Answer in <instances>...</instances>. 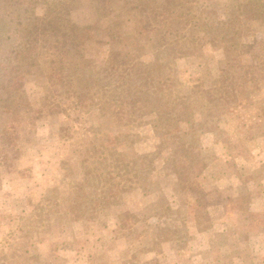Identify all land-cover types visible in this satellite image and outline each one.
Segmentation results:
<instances>
[{"label": "rangeland", "instance_id": "1", "mask_svg": "<svg viewBox=\"0 0 264 264\" xmlns=\"http://www.w3.org/2000/svg\"><path fill=\"white\" fill-rule=\"evenodd\" d=\"M102 1L61 6L75 24L98 26L83 41L92 66L82 90L123 88L101 70L114 46L149 65L160 104L111 125L93 108L43 110L14 155L0 138V264H264V0H173L176 18L159 29L124 11V0L115 18L105 3L98 23ZM14 2L0 0L2 59ZM31 5L43 14L44 0ZM110 27H128L131 44H105ZM27 78L16 84L37 109L49 83ZM222 80L218 122L201 107L214 92L201 90ZM7 120L0 113V128Z\"/></svg>", "mask_w": 264, "mask_h": 264}, {"label": "trees", "instance_id": "2", "mask_svg": "<svg viewBox=\"0 0 264 264\" xmlns=\"http://www.w3.org/2000/svg\"><path fill=\"white\" fill-rule=\"evenodd\" d=\"M171 1L173 0H135L134 2L124 0L123 6L126 5L124 11L133 12L144 21L149 19L153 22L155 19L154 28L159 29L168 27L173 18H176L173 15L175 10L170 9ZM65 2L66 0H44V12L41 16H36L31 11L33 9L31 0H15V4L6 5L12 10L6 9L4 15L8 16L13 12L17 17L9 26L10 30L5 31L4 35V40L10 41L8 45L10 44L11 47L3 59L0 57V113L7 115L8 119L0 128V138L4 140L3 146L7 147L9 154H18L23 148L21 142H27L28 136H33L32 121L35 120V115L43 110L48 111L49 114L70 115L71 111L83 112L84 107L86 111L93 108L97 113L105 116L103 121L107 125H111L114 121L122 124L132 121L135 116L132 108L140 111L139 107L149 105L151 101L153 104H160L161 97L156 94L160 89V81H153L156 76H152L149 72V65L134 61L133 56H130L124 48L110 46L112 42L121 43L122 47L131 44L128 43V38L131 36L128 34L132 33L130 30L125 31L128 27L107 29L108 40L104 43L109 44L111 48L101 68L106 73L107 80L115 81L118 85L122 84L123 88L109 93L101 83L82 90L85 89L86 82L84 75L81 74L84 68L92 66L91 60L84 57L83 51L86 47L85 44L83 46V41L88 37L93 39L92 33L98 29V26L94 23L93 31L92 25L75 24L70 18L69 11L61 8ZM105 3L109 4L108 8L105 7ZM117 4L118 0H103L101 6L97 4L95 12L98 23L102 16L101 11L105 8L113 18L117 17L118 14L113 12ZM176 14L183 15L182 12ZM111 22L117 23L114 19H111ZM138 28L141 29L142 26ZM134 30L138 36L141 35L137 27ZM170 31H177V39L178 30L170 29ZM263 42L264 39L262 43L259 41V44L264 45ZM27 76L39 77L49 83L48 87L44 86L49 92L45 96L46 102L40 104L37 109L31 107L33 102L28 99L23 86L16 84L18 80L28 79ZM50 84L55 86V92L52 91ZM145 88L154 90L155 97L152 98L153 91L147 94ZM225 88L226 82L222 80L213 88L201 90L204 94H207V90L214 92L216 99L211 98L201 107H206V112L209 114L215 109V118L218 122L219 117L226 110L221 108L228 103ZM237 92L236 89L234 102L240 105V95ZM159 107L157 111L166 112L161 105Z\"/></svg>", "mask_w": 264, "mask_h": 264}]
</instances>
